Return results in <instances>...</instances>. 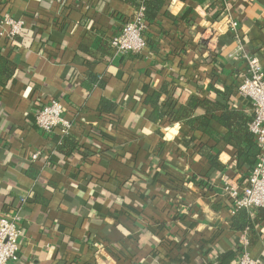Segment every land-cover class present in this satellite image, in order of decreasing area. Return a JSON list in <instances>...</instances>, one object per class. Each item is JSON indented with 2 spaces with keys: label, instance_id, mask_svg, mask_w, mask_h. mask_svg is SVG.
I'll return each mask as SVG.
<instances>
[{
  "label": "crops",
  "instance_id": "crops-1",
  "mask_svg": "<svg viewBox=\"0 0 264 264\" xmlns=\"http://www.w3.org/2000/svg\"><path fill=\"white\" fill-rule=\"evenodd\" d=\"M164 1L147 47L134 54L109 42L137 10L125 0H0V16L25 24L15 38L0 35V53L18 68L0 86V211L18 215L24 231L10 264H236L245 230L233 228L225 187L250 173L218 139L228 130L211 112L191 113L207 117L209 131L174 115L194 97L252 117L239 92L247 64L232 53L241 43L264 66V0H223L216 18L213 0ZM152 91L161 93L158 109L145 100ZM52 99L88 156L58 152L62 133L37 127ZM248 236L264 264V217Z\"/></svg>",
  "mask_w": 264,
  "mask_h": 264
},
{
  "label": "built area",
  "instance_id": "built-area-1",
  "mask_svg": "<svg viewBox=\"0 0 264 264\" xmlns=\"http://www.w3.org/2000/svg\"><path fill=\"white\" fill-rule=\"evenodd\" d=\"M230 24L236 28L238 23L232 20ZM24 26L23 21L13 18L9 13L0 16L1 36L7 30L9 36L15 38L23 32ZM147 27L145 7L141 5L129 19L124 21L120 31L112 36L109 42L117 53L139 54L148 44L145 33ZM232 55L241 57L247 64V75L239 85V92L252 103V118L248 128L260 148L257 161L246 182L243 185L226 184V192L233 202L232 212L236 213L239 209L249 211L252 208H264V66L256 55L245 52L241 43L237 47V52ZM65 110L62 101L50 100L35 115L37 127L45 133L55 131L62 134L71 133L74 122L64 115ZM40 156L41 151L38 150L31 158L38 160ZM19 220L18 215L10 216L0 211V264H10L19 260L21 240L24 236ZM249 229L248 226L241 237V250L236 264H263L248 251Z\"/></svg>",
  "mask_w": 264,
  "mask_h": 264
},
{
  "label": "trees",
  "instance_id": "trees-1",
  "mask_svg": "<svg viewBox=\"0 0 264 264\" xmlns=\"http://www.w3.org/2000/svg\"><path fill=\"white\" fill-rule=\"evenodd\" d=\"M128 3L136 6V8L144 5L145 16L148 23H151L157 19L160 15V11L164 6V0H125ZM200 3L210 1V0H197ZM225 3L223 0H213L211 3L210 14L212 18H216L220 12L224 9ZM18 73V68L16 64L12 61L9 55L0 53V86H9L13 79ZM161 93L158 91H152L147 93L146 102L150 103L153 108L158 109V99ZM104 103V102H103ZM102 103V104H103ZM103 106V105H102ZM197 108H203L206 112H211L213 118L217 120L220 124L227 128L226 134H219L218 139H221L226 145L231 146L234 149L236 155V166L241 169H246L245 171L249 174L256 161L258 154L260 153V148L255 140L254 135L250 132L248 124L251 121L249 114H247L243 109H234L230 105H225L221 107L220 105H213L209 100H198L192 97L187 105L181 106L180 110L174 118H187L188 123L197 129L204 131L212 130L210 127V120L204 115H197L192 117L191 113L196 111ZM218 109L222 110L221 115H216L214 112ZM156 115V114H155ZM156 115V117H158ZM56 144V149L64 155H72L76 151H80L83 155L88 156L89 152L81 145L80 141L74 137L71 133L56 135L54 137ZM82 150V151H81ZM99 150V152H98ZM96 153L106 154L107 149L95 148ZM91 152V151H90ZM200 152L203 155H208L211 163L215 164L217 167H221L216 158V153L212 152L211 147L207 145H202L200 147ZM258 215L252 219L251 214L246 209H239L233 216V228L236 230L243 231L248 226H254L261 217H264V208L258 209ZM260 217V218H259Z\"/></svg>",
  "mask_w": 264,
  "mask_h": 264
}]
</instances>
